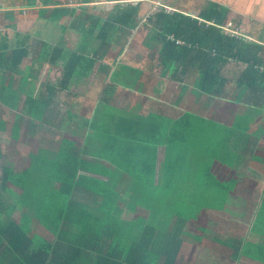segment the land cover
Instances as JSON below:
<instances>
[{
    "label": "trees",
    "instance_id": "trees-1",
    "mask_svg": "<svg viewBox=\"0 0 264 264\" xmlns=\"http://www.w3.org/2000/svg\"><path fill=\"white\" fill-rule=\"evenodd\" d=\"M88 10L84 34L92 41L95 32L100 30L96 35L102 41L100 48H93V56L88 57L86 51L91 41L82 43L67 59L60 86L56 89L50 84L43 85L38 93V103H33L30 111L35 117L43 114L41 125L32 124L31 130L38 126L41 136L57 142V153L54 156L49 154L48 158L32 154L31 164L24 168L3 164L0 174V264H159L161 248L166 249V264H186L175 257L174 246L164 239L165 220L155 225L154 216L139 222L124 219L119 213L125 207L135 212L139 201L144 205L150 200H163L167 186L171 194L178 195L182 189L174 181L180 174L189 177L188 166L194 162L200 165L198 172L211 179L214 162L218 165L226 163L227 159L242 161V152L239 155L229 152L227 134L222 139L223 143L214 145L212 142L208 148H203L197 140L190 143V139L184 138L185 132L200 129L187 122L186 118L173 122L162 120L165 116L160 114L158 117L156 113L139 117L119 106H111L114 96L120 92L119 85L112 82L106 83L100 92L99 109L92 119L81 122L86 129L85 134L68 130L63 121L58 124L60 120H54L53 116L58 113L60 118L61 112L54 96L65 91L75 76H89L96 59H105L108 55L110 60L116 61L119 53L113 51L116 43L107 41L109 33L114 25H121L123 31L130 28L138 20L136 14L139 12L137 5L131 2L120 4L106 19L94 14L93 8ZM229 12L226 5L211 0L209 8L203 10L199 17L212 24H199L179 11L167 12L162 5L150 18V25L156 30L155 39L161 46L158 66L166 69L176 63L187 67V74L201 72L199 88L203 97L209 103H219L212 120L205 121L207 124L201 128L204 134L215 130L216 125L221 126L217 121L221 115L239 117L237 111L240 106L264 109V46L249 44L243 38L226 33L222 27L228 23ZM35 13L49 18L54 11ZM32 46L33 49L35 44ZM4 50L6 52L0 54V61H6L9 66L6 68L12 72L27 60L28 49L24 44ZM62 54L63 50L57 48L48 56H51L52 63H56ZM230 61L244 66L243 70L229 76L227 66ZM102 67L107 73L112 71L111 64ZM232 85L240 90V95L235 93L227 98V88ZM4 96L1 95L0 99L6 98ZM14 101L12 91L10 102ZM185 116L194 115L187 113ZM240 124L236 122L232 126L233 130L242 133L238 140L251 128L243 129ZM257 135L254 132L248 139L245 136L246 146L241 141L236 145L240 150L244 148L245 160L259 159L257 152L264 150ZM201 141L204 144L205 138ZM191 144L203 149L201 156L189 153ZM180 145L186 148L181 154L177 150ZM160 146L167 147L165 170L156 168ZM181 160L182 173L178 165ZM116 173H121L120 180L114 179ZM157 175L159 181H156ZM213 177L218 179L216 184L195 183L193 191L202 199L208 192L217 196L224 194V188L233 183ZM134 181L137 184L132 187ZM128 188L137 196H130ZM177 205L175 202L171 206L174 212L178 211ZM183 205L186 212L195 211L192 204L184 202ZM259 205L260 212L250 225L252 238L225 237L221 233L212 236L217 227L209 224V220L207 229L211 233L203 234L202 238L216 240L217 244L229 249L234 261L245 257L264 264V196ZM203 206L202 203L200 207ZM34 221H39L47 233L36 231ZM156 229H159L158 233ZM229 229L222 227L224 233ZM256 233L261 236L260 241L254 240ZM215 264H223V261L219 258V263Z\"/></svg>",
    "mask_w": 264,
    "mask_h": 264
},
{
    "label": "crops",
    "instance_id": "crops-1",
    "mask_svg": "<svg viewBox=\"0 0 264 264\" xmlns=\"http://www.w3.org/2000/svg\"><path fill=\"white\" fill-rule=\"evenodd\" d=\"M89 1L90 0H0V54L4 55V52H6L4 50L5 48L13 49L19 44H24L28 49V57L27 60L25 59L26 61L24 65H21L19 69L14 72H12L9 68H6L9 67L6 61L3 59L0 61V97L3 94H5L4 97H6L4 99H0V139L5 142V138L10 140L14 138V135H17L16 139L14 140L16 144H18L21 142L20 133L25 131L27 132L28 140L30 142L33 138V147L36 150H32L30 153H27L24 150H21L19 146L16 149H13L10 141H8L6 146V143H4L1 150L2 142L0 140V174H2V161L3 163L8 162L12 164L13 167L21 166L24 168L31 164V153L39 154L44 152L50 154V156H54V154L57 153V142L54 143L53 140L49 138H47L48 140H44V137L41 136L40 132H37L36 129L38 128H33L34 130H31L32 126L28 125V121L32 120L34 117H31L32 114L30 111H28V115H24V113L21 111L29 106L31 109L33 103H38V93L40 89H42L43 85L46 86L47 84H50L49 86H55L56 89L60 86L63 68L67 59L75 50L80 48L82 43L90 40L87 35L83 34L84 39L80 42H77L78 45L76 47L74 46V48L70 49L68 47V43H74L71 40L73 39V35L69 33V31L71 32L70 28H74L81 24L82 31L83 33L85 32L83 28L86 25L87 17L86 13H84L85 10L80 8L86 7L89 9L88 5H91V3H88ZM209 1L211 0H174L175 4L179 2V8H168L169 4L166 5L163 3L157 4L156 8L155 4L151 3V0H121L119 4L116 5L115 10L118 9L120 4L131 2L132 4L137 5L139 12L136 14L138 15V20L134 21L136 23L133 22L130 28H127L123 31L121 25H114V28L109 33L107 41L115 42L118 46H120V44L124 45L122 48L120 47V51L115 50L119 53L118 56H120V58H116V61L113 62L110 60V56L108 59L107 56H105L106 54H104L106 57L105 59H102L101 57V59H96V64L92 65L94 66V70L91 72V74L89 76H75L65 91L60 92L59 94L57 93L54 96V102H57L60 108L62 105H65L62 103V99L73 98L79 106H82L83 111L81 115V121L79 123L75 122L72 124L78 128L73 132L83 135L85 134L86 129L84 128L83 124H81V122L90 121L96 110L99 109L97 101L100 93L98 96H96L95 93L92 95L94 98L93 101H90L89 98L91 97V94L89 97L85 96L86 92L83 93L82 97L78 98L76 97V93L71 92V85L78 86L89 83L94 78V75H97L96 78L98 79L100 77H105V80L103 78V85H106V83L113 81L110 80L112 74L118 73L119 77L120 75H124V73H126L129 78L128 82L130 83H125L124 81H119V83L114 81L112 83L119 85V94H121V91L124 92V89L131 90V101L128 102L130 109L125 110L133 113V115H137L139 117H148L150 113H156L159 117L160 114H162L165 116L162 118V120L170 119L173 120V122H179L180 120L186 118L188 119L187 122L195 125V128L198 127L200 131L196 130L193 132H185L184 138L190 139V143L195 140L198 142L199 140V143L203 146V148H208V146H206L205 143L203 144L201 141L202 139L211 138L213 144L215 145L216 142L223 143L222 139L225 137L224 135L227 134V148L230 150L229 152L232 155L234 153L239 155L242 152V161L236 162V160L232 161L227 159L226 163L218 165L214 162L212 166L213 169L211 173V179L203 177L202 173L200 171L198 172L200 165H197L196 162L188 166L190 176L185 177L183 174H180L183 170V161H179L178 165L180 169V175L178 176V179H175L174 181V183L180 185L182 189L180 190L179 194H171L169 186L165 187V200H150L145 202L144 205L140 201L137 202V209L138 206H145L146 217L142 215L143 212H140L138 211L139 209H136V215L132 216L133 218L130 219H136L139 222H144L143 220H150L152 216L155 215L153 218L154 222L156 221V223H154L155 225L160 221L165 220L166 225L163 227L165 229L164 239L174 246L173 251L176 252L175 257L179 261L184 260L186 264H189L190 262L195 264L197 263L195 261H201V264H206V261L208 260H212L211 264H215L214 260L216 259L219 263V258L223 261V264H263L262 262L250 260L245 257H240L238 261H234V259L231 257L229 249L225 250V247L216 245V240H207V238H202V235L211 232L209 229H207L208 220L209 224L213 223L214 227L221 225V228L225 226L226 228H232L236 219L246 218L248 228H246V233L242 234V237H244V239L245 237L247 239L252 238L250 237V235H252L250 233V225L252 220L257 216L258 212H260L259 204L264 196V150H259L257 152V155L260 156L259 159H256L255 161L252 159L245 160V156H247V154L244 152V148L240 150L236 147V145L238 146V142L241 141V144L246 146L248 142H245V139H248L250 134L256 132L258 133L257 136L260 138V143L262 144L261 146L264 147V109L257 110L240 106L237 111L239 117L237 115H233L231 117H226L227 115H221V118L217 119V121L219 120L218 122L221 123V126L216 125L215 130L204 134L201 131V128L203 125H205V123L207 124L205 121L212 120L213 113L217 108H219V103H213V101L209 103L208 99L203 97L202 89L199 88V85L201 84V72L194 71L190 74H187V67L184 68L182 65L177 66L176 63H173L171 68L166 67V69H164L157 64L161 46L160 43H158V41L155 39V28L153 25H150V18L154 12L159 11L162 5V7L166 8L167 12L179 11L187 16L192 17L199 24L202 22L212 24V22L205 21L199 17L201 16V12L203 10L209 8ZM212 1L223 3L230 11L228 23L225 27H222L226 33H230L231 36L234 37L243 38L249 44L255 43L264 46V31H262L261 34V31L259 33H252V31L248 32L246 29H243L245 26L250 28L264 26L262 20L264 19V2L260 7L259 0H244L243 2L240 0ZM257 3L258 5L256 7ZM147 4H151V8L149 10H145ZM74 7L79 8L74 9ZM41 10H50L54 11V13L51 14V17L45 18L41 14L35 13ZM240 13L243 15L240 16ZM70 14H73V16H70ZM98 15L103 17V13H99ZM110 15L111 14H108L107 17ZM107 17L103 18L106 19ZM245 18L247 20H244ZM76 21L80 23H77ZM30 27H41L43 29H47L49 27H60L62 33L57 35V33L54 34L53 31H50L49 33L47 30H45L44 34H33L32 31L27 29ZM226 27L229 29L232 28L233 31L235 30L237 31V34H240L236 36L235 34L228 32ZM99 31L100 30H98V32ZM131 31H133V34L124 37L127 32ZM97 34L94 35V39H98V43L101 44L102 41L101 39L97 38ZM126 38H129L127 42ZM32 44H35L33 49ZM178 44H182V42L178 41ZM48 46L50 49L49 52L46 51ZM57 48L63 50V54L59 61L52 63L50 61L51 56L48 55H51L54 49ZM93 48L98 50L100 45L94 46L92 40L88 50L86 51V56H93L94 53L91 52ZM114 49H116V47ZM129 55L131 60L127 62L126 59ZM40 59L42 61H40ZM122 60L124 64H121V70L118 72V69H116L115 71L114 68L118 67L120 61ZM59 62L62 63V71L60 74H52L46 79L45 76L47 75L50 67L51 69L53 67L60 68ZM46 64L50 65L45 66ZM106 64H111L112 70L115 72L107 73L105 70H103L102 66H105ZM243 68L244 66L238 65V63L235 61H230L227 66V74L229 76H234L239 72V70L242 71ZM150 77L154 79L150 80ZM98 79H94L93 86L98 83ZM138 81L141 84H139ZM149 82H154L151 83V87H149ZM174 87H178L182 90L180 98L167 95V93ZM27 90L29 91L27 92ZM85 90L86 89H84V91ZM87 90V93H92L93 88L89 87ZM229 90H231V92H229ZM12 91H14V97L16 101L11 103L10 99ZM25 91L27 93H25ZM227 91V98L232 96V94L234 95L236 92L240 93V90L233 88V85L228 86ZM65 92H67L65 95L61 94ZM133 92L146 95V102L148 103V106L144 103L136 102ZM26 94L28 97L26 99H21V97H24ZM113 101L111 106H116L113 104ZM138 108L143 109L138 110ZM187 113L194 116H185ZM42 115L43 114H38L37 118L41 119ZM56 116H58V113L53 116L54 120H57L59 117ZM228 118L229 120H227ZM70 120H72L71 117ZM236 122H241L240 125L243 129L246 127L252 128V130L250 128L246 134L243 133L244 135L240 138V140H238L240 137L239 135L242 133H238L232 129V126H234ZM41 123L36 125H41ZM197 142H195V144H197ZM194 145L191 144V146H189L191 147V152L189 153L196 155V157L201 156L202 152L200 151L203 149L200 150ZM181 146L182 145L177 148L180 154L186 149L185 147ZM160 148H164L161 158L159 151ZM159 149L156 168L158 170H165L167 168L165 161L167 147L160 146ZM205 153H208V151H205ZM8 154L13 156V158L10 160L11 162L8 159ZM209 157L212 158L211 155H209ZM255 167H257V170ZM115 175V180H120L122 177L121 173H116ZM246 175L250 176L252 181H246L243 179L246 178L243 177ZM213 176H217L220 180L227 181V183L229 181L233 183L231 185L228 183L229 185L224 188V194L217 196L212 194V192H208V194H205L206 196H204V199H202L200 195H197L196 192L193 191L195 188V183L203 181L209 185L216 184L218 179L216 178L214 180L215 177ZM156 181H159L158 175L156 176ZM136 184L137 181H134L132 183V187L136 186ZM165 184L166 183L163 182V186H165ZM217 185H219V183ZM185 187L192 191L187 192ZM128 191L130 196H137L135 195V192L132 191V189L128 188ZM162 201L163 206L160 204ZM175 202L178 204V211H176L177 213L171 208ZM184 202L190 206L192 204V207L195 208V211L186 212V207L183 205ZM202 203L204 206L201 208L200 205ZM200 209H202V212ZM119 214H121L122 218L129 219L125 218V210ZM139 215L144 216V218L139 217ZM204 217H206L205 222ZM34 223L43 227L39 221H35ZM136 232L141 233L139 231ZM155 232L158 233L159 229H156ZM221 233H223V230ZM254 237H258L257 240L259 241L261 240V236H259L257 233ZM222 248L223 251L221 250ZM161 249L162 254L159 258V264H166L168 260V257H166L164 254V250L166 249ZM197 255L198 258H196Z\"/></svg>",
    "mask_w": 264,
    "mask_h": 264
},
{
    "label": "rangeland",
    "instance_id": "rangeland-1",
    "mask_svg": "<svg viewBox=\"0 0 264 264\" xmlns=\"http://www.w3.org/2000/svg\"><path fill=\"white\" fill-rule=\"evenodd\" d=\"M121 0H90L88 3H91V5H88V7L89 8H93V13L94 14H99V13H103V17H107V15L108 14H112V12L115 10V8H116V5H118L119 4V2H120ZM135 1H137V0H135ZM146 1H148V0H146ZM241 2H243L244 0H240ZM264 2V0H259V5H260V7H261V4ZM87 3V4H88ZM112 3V4H111ZM151 3H154L155 4V7L157 8V4H159V3H163V4H166V5H168V8H179V2H177L176 4L174 3V0H151ZM92 4H94V5H92ZM113 5H114V7H113ZM257 5H258V3L256 4V7H257ZM113 7V8H112ZM77 8H79V7H74V9H77ZM151 8V4H147V7H145V10H149ZM80 9H84L85 10V12L84 13H87V12H89L90 13V11L86 8V7H83V8H80ZM76 15V14H75ZM240 16L241 15H243V14H239ZM70 16H73V14H70ZM70 18H72V17H70ZM77 18V17H76ZM244 20H247L246 18L244 19ZM263 20V24H264V19H262ZM77 23H80V22H78V21H76ZM244 22V21H243ZM243 28V27H242ZM29 31H32V33L33 34H35V33H39V34H44V32H45V30H47V32H49L50 33V31H53L54 32V34L55 33H57V35L59 34V33H62V31L60 30V27H55V28H47V29H43V28H41V27H39V28H35V27H30V28H27ZM243 29H246V31H252V33H259L260 31H261V34H262V31H264V26L263 27H253V28H250V27H248V26H245ZM70 30H71V32L69 31V33L70 34H72L73 35V39H71L74 43H68V47H69V49L70 48H74V46L76 47L77 45H78V43L77 42H80V41H82L83 39H84V36H83V31H82V25L80 24V25H77L76 27H74V28H70ZM226 30L228 31V32H231L232 34H235L236 36L237 35H239V34H237V31H233V29L232 28H228V27H226ZM97 32H98V30L96 31V33L95 34H97ZM241 32H243V31H241ZM64 33H67V32H64ZM131 34H133V31H131V32H127L126 33V35L124 36V37H126V36H130ZM56 35V36H57ZM111 38V37H110ZM109 38V39H110ZM127 40H129V38H126V42H127ZM147 41H148V39H147ZM129 44V43H128ZM93 45L94 46H99L100 45V43H98V39H93ZM124 45L123 44H120V46H118V45H116L115 47L116 48H122ZM116 49H114V51H115ZM120 50V49H119ZM46 51L47 52H49L50 51V49H49V46L46 48ZM103 52H105L104 50H103ZM110 53V52H109ZM108 56V55H107ZM109 57V56H108ZM118 58H120V56L118 57ZM129 60H131V57H130V55L128 56V58L126 59V61L128 62ZM40 61H42L41 59H40ZM62 63L61 62H59V66H60V68H57V67H53L52 69H51V67L49 68V70H48V73H47V75L45 76L46 77V79L47 78H49L52 74H60V72L62 71V65H61ZM124 64L123 63V60L122 61H120V64L118 65V67H116V68H114V70L116 71V69H118V72H119V70H121V66ZM47 65H50V64H46L45 66H47ZM151 68V67H150ZM51 69V70H50ZM53 70V71H52ZM51 71V72H50ZM115 71H111L112 73H114ZM111 73V74H112ZM123 74V73H122ZM97 76V75H96ZM96 76L94 75V78L92 79V81H90L89 83H86V84H82V85H78V86H73V85H71V92L72 93H76L77 94V96L76 97H82L83 96V93L84 92H86L85 94V96L86 97H89L90 96V94H91V97H89L90 98V101H93V94L95 93V95L96 96H98V94L101 92V90H102V88H103V78H104V80H105V77H100L99 79L98 78H96ZM94 79H98L97 80V84L95 85V86H93V82H94ZM151 79H154V78H152V77H150V80ZM91 80V79H90ZM110 80H113L112 82H118L119 83V81L121 82V81H124L125 83H130V82H128V80H129V78H128V75L126 74V73H124V75H120L119 77H118V73H114V74H112L111 75V78H110ZM138 83L139 84H141L139 81H138ZM151 83H154V82H151ZM151 83L149 82V87H151ZM135 84V83H134ZM170 84H172V83H170ZM90 85H92V86H90ZM168 86H169V84H168ZM93 88V91H92V93L91 92H89V93H87V89L88 88ZM84 89H86L85 91H84ZM139 89V88H138ZM29 90H27V92H28ZM130 89L129 90H127V89H124V92H122L121 91V94H119L118 96H114V101H113V104L114 105H116V106H119V107H121V108H123V109H130V107L128 106V102L129 101H131V99H130ZM135 91H139V90H135ZM26 91H25V93H27ZM182 92V90L180 89V88H178V87H174V88H172L168 93H167V95H169V96H173V97H176V98H180V96H181V93ZM229 92H231V90H229ZM232 92H235V91H232ZM67 92H65V93H61L62 95H65ZM134 93V98H135V101L136 102H139V103H144L145 105H147L148 106V103L146 102V95H144V94H141V93H138V92H133ZM237 93V92H236ZM237 94H239L240 95V93H237ZM132 96V97H133ZM28 97V95L26 94L24 97H21V99H26ZM62 103H64L65 105H62L60 108H59V111L61 112V117L59 118L58 116H56V117H58V119L57 120H60L59 122H57L58 124H60V122L61 121H63V125H64V127H66L68 130H70V131H74V130H76V129H78L77 127H75V125L74 124H72V123H75V122H80L81 121V119H82V117H81V115H82V111H83V108H82V106H79L76 102H75V99H70V98H64V99H62ZM143 108H138V110H142ZM28 111H31V109H30V106L29 107H26L24 110H22L21 112L22 113H24V115H28L29 113H28ZM32 115H31V117H34V118H32V120H30V121H28V125H32V124H40L41 123V119L39 118H37V117H35L34 115H33V113H31ZM70 117H71V119L72 120H70ZM56 120V121H57ZM38 126H36V128H37ZM32 130H34V129H32ZM37 130V132H41L40 130H38V129H36ZM22 133V134H21ZM20 133V140H21V142L20 143H18V144H16V142H15V140L14 139H16V137H17V135L15 136H13L14 138H12V139H8V138H5V142H3V140L2 139H0L1 140V142H2V144H1V150H2V146H3V144L4 143H6L5 144V146L8 144V141H10L11 142V146H12V148L13 149H16L18 146L20 147V149L21 150H24L25 152H27V153H30L32 150H35L34 149V147H33V144H34V140H33V138H32V140H31V142L28 140V135H27V132H21ZM44 140H48L47 138H44ZM198 142H199V140H198ZM209 143H212V140H211V138H205V144H206V146H209ZM207 148V147H206ZM163 149L164 148H160L159 149V151H160V158L162 157V155H163ZM6 150V149H5ZM36 151V150H35ZM39 154H41L42 156H44V157H46V158H48L49 157V154H47V153H44V152H41V153H39ZM31 155H32V153H31ZM11 158H13V156H11V154H8V159H9V161L11 160ZM32 159V158H31ZM30 159V160H31ZM11 162V161H10ZM1 164H10V163H8V162H6V163H3V161L1 162ZM10 165H12V164H10ZM255 169L257 170V167H255ZM243 177H246V178H243V179H245L246 181H252V179H251V177L250 176H243ZM256 179V178H255ZM185 190L187 191V192H191L192 190H190L189 188H187V187H185ZM132 200L133 201V199L130 197H128V200ZM139 205H141V204H139ZM251 205V204H250ZM139 209V210H138ZM138 211H140V212H143V214L142 215H144L145 217H146V210H145V206H143V205H141L140 207L138 206ZM125 218H133L132 216H134V215H136V211L134 212V211H131L130 209H128L127 207H125ZM245 213H247V212H245ZM144 216H140L139 215V217H142V218H144ZM35 222V221H34ZM233 223V222H232ZM234 225L232 226V228H230L229 230H227V232H223V233H221L222 232V228H221V225H217V231L215 232V233H213L212 234V236H217L219 233H221L222 235L221 236H225V237H227V236H229V237H233V236H236V237H242V234H245L246 233V228H248V226H247V220H246V218H244V219H236L235 221H234V223H233ZM34 229L36 230V231H39V232H42V233H47V231L43 228V227H41V226H39V225H36L35 223H34ZM209 233H211V232H209ZM206 234H208V233H206ZM206 237V236H205ZM257 238L258 237H256V238H254V240H257ZM216 245H221L220 243L219 244H216ZM222 246V245H221ZM226 249V248H225ZM196 258H198V255L196 256ZM195 262H197V263H195V264H201V261H195ZM207 263H209V264H211V262H212V260H208V261H206ZM214 262L215 263H217V260L215 259L214 260ZM164 263V262H163ZM190 263H192L193 264V262H190ZM189 263V264H190Z\"/></svg>",
    "mask_w": 264,
    "mask_h": 264
},
{
    "label": "bare ground",
    "instance_id": "bare-ground-1",
    "mask_svg": "<svg viewBox=\"0 0 264 264\" xmlns=\"http://www.w3.org/2000/svg\"><path fill=\"white\" fill-rule=\"evenodd\" d=\"M13 8V7H12ZM230 173V172H229ZM229 177H230V175H229ZM155 216V215H154ZM187 226V225H186ZM9 259V258H8ZM8 261V260H7Z\"/></svg>",
    "mask_w": 264,
    "mask_h": 264
}]
</instances>
